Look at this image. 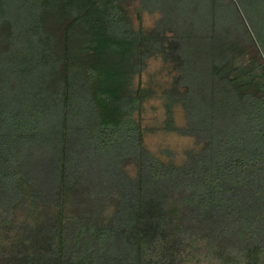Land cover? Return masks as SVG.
Wrapping results in <instances>:
<instances>
[{
    "label": "trees",
    "instance_id": "1",
    "mask_svg": "<svg viewBox=\"0 0 264 264\" xmlns=\"http://www.w3.org/2000/svg\"><path fill=\"white\" fill-rule=\"evenodd\" d=\"M0 264H264V0H0Z\"/></svg>",
    "mask_w": 264,
    "mask_h": 264
},
{
    "label": "rangeland",
    "instance_id": "2",
    "mask_svg": "<svg viewBox=\"0 0 264 264\" xmlns=\"http://www.w3.org/2000/svg\"><path fill=\"white\" fill-rule=\"evenodd\" d=\"M153 21V17L146 16V25H151ZM158 68L159 64L153 62L149 68V72H155ZM144 117L145 126L147 128H157L156 131L150 132L146 137V143L152 151L158 152L162 149H170L171 151L180 154L185 148L191 145L192 142L190 139L182 138L159 129L164 119V111L160 101L153 100L147 104ZM177 120L179 124L182 122L180 114Z\"/></svg>",
    "mask_w": 264,
    "mask_h": 264
}]
</instances>
